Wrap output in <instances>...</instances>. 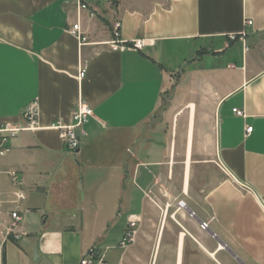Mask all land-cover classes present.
Wrapping results in <instances>:
<instances>
[{
	"label": "crops",
	"instance_id": "1",
	"mask_svg": "<svg viewBox=\"0 0 264 264\" xmlns=\"http://www.w3.org/2000/svg\"><path fill=\"white\" fill-rule=\"evenodd\" d=\"M79 1L93 18L77 0H0V128L24 129L38 108L0 156V264H79L132 216L136 239L107 253L112 264H264V0ZM116 21L141 50L111 49ZM79 97L94 116L70 152L51 124ZM204 151L194 165L213 176L191 194ZM12 212L17 241L4 239Z\"/></svg>",
	"mask_w": 264,
	"mask_h": 264
},
{
	"label": "built area",
	"instance_id": "2",
	"mask_svg": "<svg viewBox=\"0 0 264 264\" xmlns=\"http://www.w3.org/2000/svg\"><path fill=\"white\" fill-rule=\"evenodd\" d=\"M76 6L78 11H86L90 18H93L95 16L93 11H91L90 7L87 4H84L81 1L77 0ZM246 24L251 25V22L247 21ZM70 31L78 39L81 45L85 42L86 39L81 31L80 23L77 22L73 24ZM229 39L233 41L235 40V37L231 35ZM108 44L113 51L121 52L126 49L141 50L144 42L143 40H135L130 44H124L120 38V23L116 21L112 26V39L108 42ZM84 74L85 69L83 68L79 71L77 79L81 81L84 77ZM233 112L237 116L244 117V113L241 111L233 110ZM37 116V102L33 101L22 114V118L25 123L24 129L12 128L7 125L0 128V156H4L9 152L7 143L11 138L16 136L21 130L31 131L37 126ZM93 116V110L88 106L85 100L79 97L75 108L70 113L69 121L67 123H64L61 120L57 119L51 124V128L55 129L58 132L59 138L61 139L63 145L67 148V150L70 152H75L79 148L81 138L86 135L85 126L90 122ZM251 131L252 128L247 127L245 130L246 135L251 133ZM9 175L13 183H16V173L11 172ZM179 205H183L181 206V208L185 207L183 202H180ZM10 218L11 222L3 232L4 239L17 241L24 235L19 231L18 228L22 218L16 212H12L10 214ZM137 223L138 220L136 217H129L125 231L115 247L102 249L98 246H91L83 253L82 257L79 260V264H112L107 258V253L110 250H114L115 248L120 250L126 249L131 244H133L137 236ZM199 228L202 231H205L208 228V225L207 223H200Z\"/></svg>",
	"mask_w": 264,
	"mask_h": 264
},
{
	"label": "rangeland",
	"instance_id": "3",
	"mask_svg": "<svg viewBox=\"0 0 264 264\" xmlns=\"http://www.w3.org/2000/svg\"><path fill=\"white\" fill-rule=\"evenodd\" d=\"M194 58L195 57L193 55L192 57H189L188 61L192 62L193 60H195ZM207 65H209L208 61H207ZM183 68H184V66L182 65L180 67V69H183ZM172 94H173V91L171 90L169 92V95L171 96ZM164 105H165V103H164V101H162L161 109L164 108ZM181 123H182V121H179L178 138H177L178 142H177V149H176V159L180 162L179 165H181L180 168L178 167L176 169V175H178V176H180L179 174H180L181 169H182V163L181 162L184 160V145H183V143H184V140H183V136H184L183 135V129H184V127H183V124H181ZM210 157H211V154L209 152H205V151L201 152V153L193 152V156H192L193 166L191 167V178H190L191 194H192L194 188L204 189L210 183V180H211L210 178H212V176H213V169L210 171V169L208 167L205 170V172H202V174L200 175L197 172H200V170L202 168L199 169L194 165L196 161H206ZM180 202H183V201L179 200V201L175 202V203H177L179 208H181V206H183V205H181V206L179 205ZM184 205H185V203H184ZM181 209H183V208H181ZM184 209H185V207H184ZM175 210H176L175 207L172 206L171 214H173L172 212H174ZM193 214H194V212L189 210V218L192 217ZM124 221H125V218L122 217L119 224L115 225L111 230H109L108 232L105 233L104 240L101 242L99 248L106 249V248H113L116 246L117 242L122 237L121 234H122V228H123ZM201 223H207V225H208L207 229H209V222L201 221ZM160 239H161V237H160ZM167 240H168V232H165L163 239H162L163 245L166 244Z\"/></svg>",
	"mask_w": 264,
	"mask_h": 264
},
{
	"label": "water",
	"instance_id": "4",
	"mask_svg": "<svg viewBox=\"0 0 264 264\" xmlns=\"http://www.w3.org/2000/svg\"><path fill=\"white\" fill-rule=\"evenodd\" d=\"M75 152H77V150H76ZM211 235L214 237V234H213V233H211ZM220 245H221L222 247H224V245H222L221 243H220ZM35 255H36V252H35Z\"/></svg>",
	"mask_w": 264,
	"mask_h": 264
},
{
	"label": "bare ground",
	"instance_id": "5",
	"mask_svg": "<svg viewBox=\"0 0 264 264\" xmlns=\"http://www.w3.org/2000/svg\"><path fill=\"white\" fill-rule=\"evenodd\" d=\"M187 155H188V153H187Z\"/></svg>",
	"mask_w": 264,
	"mask_h": 264
},
{
	"label": "flooded vegetation",
	"instance_id": "6",
	"mask_svg": "<svg viewBox=\"0 0 264 264\" xmlns=\"http://www.w3.org/2000/svg\"><path fill=\"white\" fill-rule=\"evenodd\" d=\"M194 215V214H193Z\"/></svg>",
	"mask_w": 264,
	"mask_h": 264
}]
</instances>
